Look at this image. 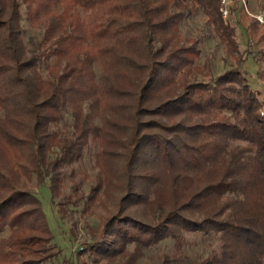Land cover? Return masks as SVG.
<instances>
[{
  "label": "trees",
  "instance_id": "obj_1",
  "mask_svg": "<svg viewBox=\"0 0 264 264\" xmlns=\"http://www.w3.org/2000/svg\"><path fill=\"white\" fill-rule=\"evenodd\" d=\"M224 7L0 0V264H60L46 181L78 244L91 205L112 213L85 224L93 264H264V70L252 85ZM198 15L232 61L219 75L182 32Z\"/></svg>",
  "mask_w": 264,
  "mask_h": 264
},
{
  "label": "rangeland",
  "instance_id": "obj_2",
  "mask_svg": "<svg viewBox=\"0 0 264 264\" xmlns=\"http://www.w3.org/2000/svg\"><path fill=\"white\" fill-rule=\"evenodd\" d=\"M242 2H237L236 0H226L225 6L229 10L228 18L237 27L238 38L241 44L242 50L250 49L252 51L251 56L248 57L244 64V69L247 71L249 80L252 85H257L258 72L264 70V22L259 21L263 24L262 28L248 30L247 26H251L253 19H258L259 14H263L264 18V0H241ZM231 7H236L233 12L230 10ZM204 33L203 42L201 48L203 50V55L198 60V64L207 65L214 75H219L223 71L231 67V59L225 54L223 45L220 43L218 37L208 31V29L203 28V20L200 15L186 19L182 23V32L185 36H191ZM208 67L206 70L208 71ZM207 77L203 73H188L183 72L179 76L180 82H190L194 79H206ZM92 152H96V148H92ZM93 163L92 159L87 156L85 160V165L88 167ZM36 194L42 201L43 210L47 216L48 224L52 229L55 242L61 250V254L58 258V263L64 264H93L88 253L79 257L77 255V249L79 247L85 250L90 247L88 231L85 228V224L95 226L110 217L111 214L107 212V209L98 204L91 205L82 215L80 229H79V244L72 241L69 235V230L66 226L62 225L59 221L58 211L56 206L51 201V190L50 183L46 181L38 187H36ZM111 212H115V209L108 206ZM192 235H190V238ZM198 241L204 240V238H198ZM206 244L211 243L210 239H205ZM88 243V244H87ZM169 244V243H168ZM197 246H193L191 249H195ZM157 257L161 256L164 252L168 250H173L172 244L166 246V241L160 243L159 247L156 249ZM104 260L100 261L99 264H103Z\"/></svg>",
  "mask_w": 264,
  "mask_h": 264
},
{
  "label": "built area",
  "instance_id": "obj_3",
  "mask_svg": "<svg viewBox=\"0 0 264 264\" xmlns=\"http://www.w3.org/2000/svg\"><path fill=\"white\" fill-rule=\"evenodd\" d=\"M225 1H226V0H224V2H225ZM222 10H223L224 16L227 17V15H228V8L225 6ZM257 17H258V19H259L261 22H264L263 14H259Z\"/></svg>",
  "mask_w": 264,
  "mask_h": 264
}]
</instances>
